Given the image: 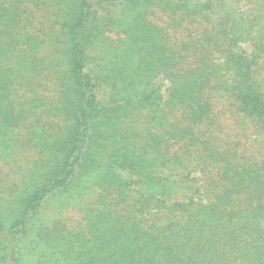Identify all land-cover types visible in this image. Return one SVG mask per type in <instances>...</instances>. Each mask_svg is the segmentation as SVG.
I'll list each match as a JSON object with an SVG mask.
<instances>
[{
	"label": "trees",
	"instance_id": "obj_1",
	"mask_svg": "<svg viewBox=\"0 0 264 264\" xmlns=\"http://www.w3.org/2000/svg\"><path fill=\"white\" fill-rule=\"evenodd\" d=\"M246 121L264 0H0V264H264Z\"/></svg>",
	"mask_w": 264,
	"mask_h": 264
},
{
	"label": "rangeland",
	"instance_id": "obj_2",
	"mask_svg": "<svg viewBox=\"0 0 264 264\" xmlns=\"http://www.w3.org/2000/svg\"><path fill=\"white\" fill-rule=\"evenodd\" d=\"M244 128H246V133L245 134H246V136H248L250 141H255V143L261 141V142L264 143V139L262 138V136H260L255 131V129L253 128L251 123L246 121L244 123ZM61 218L64 219V220H67L70 223H75V222L79 221L80 214L77 211H75L71 206H68L62 211Z\"/></svg>",
	"mask_w": 264,
	"mask_h": 264
}]
</instances>
